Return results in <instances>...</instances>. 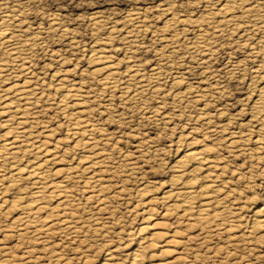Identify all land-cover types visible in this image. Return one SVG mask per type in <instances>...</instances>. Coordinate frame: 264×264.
<instances>
[{"label": "rangeland", "instance_id": "obj_1", "mask_svg": "<svg viewBox=\"0 0 264 264\" xmlns=\"http://www.w3.org/2000/svg\"><path fill=\"white\" fill-rule=\"evenodd\" d=\"M226 1L0 0L5 4L0 12L11 13L29 28L30 37L37 36L31 69L43 82L46 97L37 107L46 123L38 139L50 149L65 150L58 168L74 174L67 184L71 196L48 226L28 224L21 211L0 201V264H131L141 246L145 257L175 264H264V238L250 229L264 194V150L257 144L264 137L252 113V102L264 86V30L258 28L264 17L247 18L233 9L240 24L219 31L213 23L200 28L189 22L208 12L219 21L217 10ZM254 1L264 11V0ZM131 12L139 14L142 24L128 20ZM94 14L100 28L94 25ZM53 16L56 29L50 27ZM172 17L180 21L165 28ZM64 29L69 35L62 34ZM200 29L209 34L208 46L190 43ZM100 44L110 51L122 83L130 64L143 71L149 87L136 100L102 88L88 73L90 47ZM155 68H161L158 86L152 78ZM62 71L92 102L89 115L98 128L92 151L72 149L68 119L61 115L54 92ZM181 75L205 95L196 99L192 90L174 85L173 78ZM232 132L239 139L230 138ZM194 142L197 150L210 148V156L223 168L224 191L232 192L227 198L233 204L230 222L202 225L165 196L173 186L171 167ZM79 154L97 163L90 175L100 180L96 188H87L78 173ZM58 203L53 200L45 212ZM150 244L157 245L145 249ZM161 248L165 254L159 253ZM108 254L113 261L107 262Z\"/></svg>", "mask_w": 264, "mask_h": 264}, {"label": "bare ground", "instance_id": "obj_2", "mask_svg": "<svg viewBox=\"0 0 264 264\" xmlns=\"http://www.w3.org/2000/svg\"><path fill=\"white\" fill-rule=\"evenodd\" d=\"M4 5L2 3L0 7H4ZM233 9H238V12L247 18L264 17L261 4L254 0H228L217 10V13L220 14L219 21L215 20L216 14L208 12L206 16L197 20H189V22L198 24L200 28L203 27L202 23L204 22L213 23L216 25V31H219L223 26L234 29L240 23L238 16L231 13ZM14 18L15 16L11 13L0 12V201L3 204L8 202L11 204V208L21 211L20 217L27 220L28 224L42 222L47 223L46 226H48L49 223H52L49 222L50 218H56L57 209L63 206L71 196L67 184L69 180L74 179V174L70 172L72 169L58 168V165H61L60 163L64 160L61 153H65V150L59 152L57 146H52L50 149L45 141L38 139L40 133L38 130L46 128V123L40 120V112L37 111L41 99L46 98L43 96L44 90L41 88L43 82L34 76L31 69V46L37 44L38 40L37 36L30 37L29 28L24 27ZM92 18L94 25L100 28L102 22L98 20L97 14L92 15ZM127 18L132 22L142 24L139 22L138 13L131 12ZM57 21L58 19L54 16L50 18L52 29H56ZM179 21L180 19L172 17L165 21L164 27L170 28ZM258 28L264 30V23ZM61 32L64 36L69 35L67 29ZM127 38L128 40L133 39L130 32ZM190 43L208 46L209 34L206 30L200 29V33ZM71 44H75V42L72 41ZM100 45L102 46L90 47L88 62L91 67L88 73L102 88L119 91L122 98L136 100L149 87V84L144 80L143 71L138 65L130 64L126 73L127 81L122 83L121 73L116 67L117 64L112 60L110 51L103 44ZM251 51L254 53V48L251 47ZM160 71L161 68H155L152 71L155 84L160 81ZM62 73V76L56 77L54 92L58 95L57 102L61 106L59 110L61 115L68 119L67 135L75 142L72 149L79 152L92 151L96 147L93 138L94 132L98 129L89 115V104L92 102L82 87L67 80L68 71H62ZM15 74L19 76H15ZM172 82L176 86L192 90L193 98L197 99L205 95L203 89L193 87L182 75L174 77ZM258 94L259 99L256 98L252 113L260 122L259 131L262 132L261 137H264V86L259 89ZM174 97L179 103L184 102V99L178 94ZM238 135L239 133L232 132L230 138L237 140L239 139ZM195 143L187 144V149L180 162L178 161L176 166L171 167L175 174L174 180H172L173 186L172 190L165 193V196L178 203V209L185 217L197 219L202 225H209L217 221L230 222L228 216L234 214L231 212L233 204H229L227 200L231 191L225 192L226 185L224 187L223 184L226 183L222 179L220 180L223 168L220 167L221 164L218 161L213 160L210 156L212 154L210 148L205 147L202 150H197L194 146ZM232 143L233 141L230 144ZM257 144L261 145V150H264L263 142ZM88 154L90 155V153ZM89 155L79 154L80 162L77 163L76 168L81 177L84 176L85 186L93 189L99 186L100 180L90 176L93 175L92 169L97 163L92 161ZM92 159L94 158L92 157ZM166 198L164 200H167ZM53 200L59 202L57 207L45 212L52 206ZM233 210H237V208ZM42 212L44 213L41 216ZM252 219L253 223L250 229L252 232L256 230L261 239L264 238V207H261L260 210L255 209ZM35 227L37 226L35 225ZM43 227L45 226L43 225ZM143 230L141 228L139 233L143 234L145 232ZM156 245L150 244L145 249L155 248ZM143 248L141 246L133 252L131 264H175L166 260H155L156 258L154 259L153 256L145 257ZM166 251L161 248L159 253L165 254ZM111 261H113L112 255L108 254L107 262Z\"/></svg>", "mask_w": 264, "mask_h": 264}, {"label": "snow or ice", "instance_id": "obj_3", "mask_svg": "<svg viewBox=\"0 0 264 264\" xmlns=\"http://www.w3.org/2000/svg\"><path fill=\"white\" fill-rule=\"evenodd\" d=\"M256 98L259 99V94H256ZM253 104H255V100H253L252 102ZM261 203L256 205V210H260L261 207H264V194H261ZM102 259V258H101Z\"/></svg>", "mask_w": 264, "mask_h": 264}]
</instances>
